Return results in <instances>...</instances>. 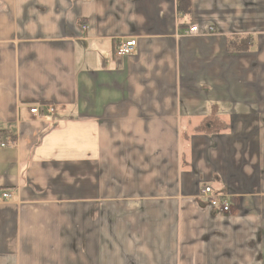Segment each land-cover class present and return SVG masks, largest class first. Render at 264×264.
I'll return each mask as SVG.
<instances>
[{"label":"crops","instance_id":"obj_1","mask_svg":"<svg viewBox=\"0 0 264 264\" xmlns=\"http://www.w3.org/2000/svg\"><path fill=\"white\" fill-rule=\"evenodd\" d=\"M0 264H264V0H0Z\"/></svg>","mask_w":264,"mask_h":264},{"label":"built area","instance_id":"obj_2","mask_svg":"<svg viewBox=\"0 0 264 264\" xmlns=\"http://www.w3.org/2000/svg\"><path fill=\"white\" fill-rule=\"evenodd\" d=\"M213 29L209 28V33H212ZM188 35H197L200 33V28L193 25L190 26L186 32ZM137 47V42L135 39H126L118 41L116 48L114 50V56L116 58H124L134 54ZM30 114L37 117H44L46 115H51L55 113V106L44 104V105H33L29 109ZM202 197L210 204L216 205L220 208L222 212L228 211V202L223 198L216 197L213 195L212 189L210 187H204L201 190ZM3 199L9 198L7 193L2 194Z\"/></svg>","mask_w":264,"mask_h":264},{"label":"trees","instance_id":"obj_3","mask_svg":"<svg viewBox=\"0 0 264 264\" xmlns=\"http://www.w3.org/2000/svg\"><path fill=\"white\" fill-rule=\"evenodd\" d=\"M178 10H182L181 2H178ZM183 11H187L183 8ZM252 46V40L249 37H232L227 44V48L235 52L248 51Z\"/></svg>","mask_w":264,"mask_h":264}]
</instances>
